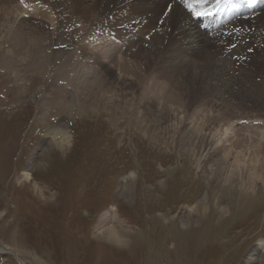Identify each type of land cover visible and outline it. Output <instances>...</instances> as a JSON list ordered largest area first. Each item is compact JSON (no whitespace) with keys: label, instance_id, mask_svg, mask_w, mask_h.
Here are the masks:
<instances>
[{"label":"rangeland","instance_id":"obj_1","mask_svg":"<svg viewBox=\"0 0 264 264\" xmlns=\"http://www.w3.org/2000/svg\"><path fill=\"white\" fill-rule=\"evenodd\" d=\"M33 3L62 11L57 0ZM85 37L84 29L66 43L79 56L63 73L49 72L58 56L40 53L9 66L0 58V246L28 264H244L253 254L264 264V60H256L264 43L233 60L236 75L247 68L251 89L239 75L226 90L195 79L137 46L124 48L137 64L131 85H116L114 64L77 91ZM225 43L210 42L201 60L232 57ZM101 75L103 88L96 85ZM58 126L72 137L65 154L48 149L46 132ZM222 150L227 162L211 178L209 157ZM24 172L33 175L29 187L18 182ZM132 173L137 183L120 198ZM35 184L51 199L40 198ZM111 213L128 231L124 242L114 244L102 230L101 218ZM0 264L21 263L8 253Z\"/></svg>","mask_w":264,"mask_h":264},{"label":"bare ground","instance_id":"obj_2","mask_svg":"<svg viewBox=\"0 0 264 264\" xmlns=\"http://www.w3.org/2000/svg\"><path fill=\"white\" fill-rule=\"evenodd\" d=\"M22 1L27 2L26 5H21ZM33 2L39 3L43 0H0V58L7 66L9 63L15 62L16 59L24 64V62H28L42 53L44 56H58L57 61L49 62V72L54 73L53 70L62 73L69 71L73 66L75 67L74 59L79 55L76 48L70 51L71 45L67 47L66 43L75 39L80 31L83 34L85 29L86 37L78 45V50L80 51V47L82 49L81 60L77 69L81 68L80 73L83 79H78L77 91L79 85L84 86L83 82L89 80L91 73L96 72L100 75L105 68H110V65L114 64L116 85L119 83L125 87L128 86V83L131 85L132 73L129 72V69H135L137 64L131 58L126 59L128 54L124 48L132 49L137 46L142 51L145 50L147 54H159L164 64L174 65L177 70L180 68V71L190 70L195 79L214 80L218 86L226 90L235 86L236 76L239 75L238 78L240 81L242 80L241 83H245L244 88L251 89L246 83L245 76L250 75L247 73V68H239L240 70L238 69L239 72L237 71L236 75L233 73V60L238 54L264 43V39H261L264 37V24L261 23H264V0H261L253 11H249L246 6H227L224 2L217 6L216 0H207L206 3L194 5L198 11L208 13V15L200 17L191 14L185 0H57L62 7L60 13H57L56 8H53L52 10L55 11L51 13ZM187 2L193 3V0H187ZM234 2L238 3V0H234ZM74 9L78 12L81 11L82 17L77 15V12L73 11ZM64 11L73 15L71 21L62 22ZM258 23L262 24V30L256 28L255 24ZM253 28H256V33L252 32ZM57 39L58 44L55 46L54 42ZM215 40L226 42L225 44L230 48L233 58L226 57L214 61L212 59L208 65L201 60V56L203 57V51L208 49L207 45L210 42H215ZM232 42L234 43L232 44ZM44 45L47 47L43 48ZM259 53L256 60H264V48ZM63 58H65V62H61ZM35 64L38 63L35 62ZM25 65L27 64L25 63ZM192 66L194 69L191 70ZM98 79L96 85L101 88L105 87L106 80L103 79V75ZM258 85H260V91L257 90L258 94L260 93V97L264 99V79ZM125 94L129 96V91ZM117 96L120 97V95ZM38 97L36 96V99ZM121 99L123 98L120 97ZM70 104H67L65 109L72 112L75 110V106L72 102ZM59 105L57 108L60 107ZM81 112L80 107H78L77 113H80V116H82ZM39 114L42 118L47 117L48 108L41 109ZM230 128L229 126L227 130ZM46 137L49 140V150L54 151L55 149V151L63 154L68 152L69 148L66 147L70 145L72 137L66 130H62V127L58 126L47 130ZM229 145L230 143L226 147ZM213 149L214 147L210 148L211 152ZM225 152L226 150H222L210 155L207 170L211 178L216 175L218 166L227 162ZM262 169L264 170V165ZM137 178L136 174L132 173L129 179L131 184H127L123 190L118 192L120 198L129 197L127 190L137 183ZM32 180L33 175L30 172H24L18 182L22 186H28ZM33 187L40 198L47 199L38 184L33 185ZM48 199L51 198L48 197ZM165 201L162 203L165 204ZM118 218L116 214L112 213L101 218V223L106 226L102 230H104L107 240L114 242V244L124 242L125 239L129 238L128 231L118 225L120 224ZM8 253L17 257L21 264H28L19 257L18 252L0 246V254ZM256 260L257 256L253 254L244 264H255Z\"/></svg>","mask_w":264,"mask_h":264},{"label":"snow or ice","instance_id":"obj_3","mask_svg":"<svg viewBox=\"0 0 264 264\" xmlns=\"http://www.w3.org/2000/svg\"><path fill=\"white\" fill-rule=\"evenodd\" d=\"M188 10L191 12L193 16H204L208 15L206 12L198 11L197 8L194 6L195 4H203L206 3L207 0H193V3H188L187 0H185ZM221 2H224L227 6L231 7H252L253 4L256 3V0H238V3H235L234 0H216L217 6L221 4Z\"/></svg>","mask_w":264,"mask_h":264}]
</instances>
